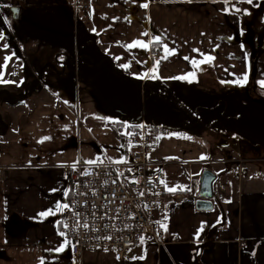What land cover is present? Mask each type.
<instances>
[{
	"label": "crops",
	"instance_id": "obj_1",
	"mask_svg": "<svg viewBox=\"0 0 264 264\" xmlns=\"http://www.w3.org/2000/svg\"><path fill=\"white\" fill-rule=\"evenodd\" d=\"M0 1V79L11 81L0 83V264H71V245L52 251L64 239L61 213L40 215L66 203L62 165L129 160L124 136L147 125L169 129L158 132L153 169L191 190L165 204L163 243L144 238L121 260L86 251L82 264H264V0H240L234 14L223 0H88V11L70 0ZM12 6L18 19L28 9L24 28L11 23ZM136 40L149 48L126 47ZM164 44L175 54L163 58ZM205 169L215 175L211 207L198 209Z\"/></svg>",
	"mask_w": 264,
	"mask_h": 264
},
{
	"label": "built area",
	"instance_id": "obj_2",
	"mask_svg": "<svg viewBox=\"0 0 264 264\" xmlns=\"http://www.w3.org/2000/svg\"><path fill=\"white\" fill-rule=\"evenodd\" d=\"M70 4L76 11L90 8L88 0H70ZM162 53L156 49L154 56ZM124 141L135 148L132 158L124 159L127 163L99 160L96 164L61 167L69 177V207L62 210L59 224L60 231L71 241V264H82L86 251L98 250L111 251L116 260H121L141 237L163 243L159 234L165 204L180 201L181 193L167 191L159 183L165 178L163 171L153 169L151 157L158 144V133L141 126L127 133ZM3 173L0 165V182L4 180ZM218 191L222 197V184ZM65 223L67 228L63 227ZM171 241H177V236Z\"/></svg>",
	"mask_w": 264,
	"mask_h": 264
},
{
	"label": "snow or ice",
	"instance_id": "obj_3",
	"mask_svg": "<svg viewBox=\"0 0 264 264\" xmlns=\"http://www.w3.org/2000/svg\"><path fill=\"white\" fill-rule=\"evenodd\" d=\"M188 2H191V0H188ZM214 2H215V0H214ZM223 2L226 4L227 7H226L224 10H222V11H225L227 14H234V13H240V12H242V10H241L240 8L235 7V4H236L237 2H240V0H223ZM245 2L251 4V3L253 2V0H245ZM142 6H143L144 8H147V7H148V4L145 3V4H143ZM243 34H244V33H243V29H241L240 35L243 36ZM143 35L146 36V35H148V33H144ZM4 38H5L4 35H3L2 33H0V40H3ZM230 39H231V38H230ZM154 41H155L156 43H159V42L161 41V37H159V36L154 37ZM126 47H128L129 49L136 48V47H140V48H143V49H148V48H149V44H148V43H145V42H143V41H141V40H136V41H134L133 43L126 45ZM163 50H164V53H165V55H164L163 58H167V56L172 55V54H175V53H174V50L169 49L168 46H167V44H164V45H163ZM193 51H195V52H199L198 49H194ZM200 55L203 56L204 54H203V53H200ZM11 58H12V57L9 56V57H6L5 59H6V60H11ZM184 59L187 60V59H189V57H184ZM213 59H214V57H212V56H206V57L204 58V60H202V61H197L196 59H192V60H191V63H192L194 66L199 67V65H200L201 63H204V62H210V61L213 60ZM156 63H157V65H158V64H159V61H157ZM6 66H7V65H4V67H6ZM123 67L127 68L128 65L125 64V65H123ZM153 71H155V69H153ZM145 75H147V74H145ZM175 79H181V80L195 79V73H194V72H192V73H188V74L185 75V76L175 77ZM246 81H247V74H244L243 76L237 78L236 83H240V84H242L243 82H246ZM8 82H11V81H4V80L0 79V83H8ZM21 83H22V82H21ZM262 86H264V84H262ZM43 139H44V140H47V139H50V138H49V137H44ZM41 142H43V141H41ZM206 158H207V157H205V156H203V155L200 157V159H206ZM166 159H172V157H168V158H166ZM102 162H103L102 160L99 161V163H102ZM114 162H116V163H127V161L124 160L123 158H121L120 160L114 161ZM87 163H88V164H96V163H98V161H97V160H89V161H87ZM73 167H75V165H73ZM128 171L131 172V169H128ZM114 182H115V181H114ZM134 182H138V181H134ZM159 183L163 184L164 187H165L169 192H175V191H177V188H181L182 190H186V191H190V190H191L190 188H186V187L179 186V185L176 186V187H168L167 181L164 180V179H161V180L159 181ZM53 191H56V189H53ZM65 195H67V193H66ZM141 195H143V193H141ZM229 202H230V201H229ZM68 207H69V205H68L67 203L57 202V204L54 206V209H48V210H46L45 212L40 213V215H41V216H45V217H46V216H49V215H57L58 213H61L62 210L67 209ZM160 223H161V227H162L165 231H167V224L164 223V222H160ZM58 227H59V225H58ZM63 227H64V228H67L68 225L65 223V224H63ZM84 227H87V225L85 224ZM203 230H204V229H203V225L201 226L200 229L197 230V235H196V239H197V240H199V233H200V232H203ZM58 235L61 236V237H64V239H63V241H62V243H61L60 246L56 247L55 249H52V251H54V252H56V253H60V252L64 251V249H65L66 247H68V246L71 245V241H69V240L66 238V233H65V232H63V231H59V232H58ZM106 239H111V237H106ZM143 242H144V237H141V243H143ZM106 250H107V249H106ZM253 255H255V253H253ZM143 258H144V257H140V259H143ZM41 264H45V262H44L43 259L41 260Z\"/></svg>",
	"mask_w": 264,
	"mask_h": 264
},
{
	"label": "water",
	"instance_id": "obj_4",
	"mask_svg": "<svg viewBox=\"0 0 264 264\" xmlns=\"http://www.w3.org/2000/svg\"><path fill=\"white\" fill-rule=\"evenodd\" d=\"M10 12L12 18L18 19L19 7L12 6ZM214 180V173H212L208 169H205L202 173V177L199 184L200 199L196 201V206L198 209H209L211 207V202L209 199L212 197V183Z\"/></svg>",
	"mask_w": 264,
	"mask_h": 264
},
{
	"label": "rangeland",
	"instance_id": "obj_5",
	"mask_svg": "<svg viewBox=\"0 0 264 264\" xmlns=\"http://www.w3.org/2000/svg\"><path fill=\"white\" fill-rule=\"evenodd\" d=\"M19 1H21V2H27L28 3V0H19ZM0 3L3 5L2 7H6V5L8 4L7 2H2V1H0ZM38 10H40V8H37ZM44 9H46V7L45 8H43V9H41V10H44ZM22 12H21V17L19 18V19H17V20H13L12 19V16L10 15V21H11V23L15 26V27H17L18 29L19 28H24V26L26 25V19H27V12H28V9L27 8H25L24 6L22 7V10H21ZM70 28H71V30H75L74 29V27H73V23H72V21L70 22ZM72 37H73V35H72ZM76 37V36H75ZM20 40V39H19ZM20 42L22 43V41L20 40ZM78 50H76V52H77ZM72 52H74L73 50H67L66 51V53L67 54H71ZM69 57H72V59H71V64H72V66H74V53H73V55H70ZM67 72H71L72 73V71H73V67H67ZM140 91L138 90V93H139ZM162 97H164V99H166V97H167V93H164V95H162ZM168 99V98H167ZM246 101H247V99H245ZM244 107L246 108V110H247V108L249 107L248 106V104L246 103V104H244ZM247 113V112H246ZM192 119V118H191ZM209 123V122H208ZM248 123H249V118L247 117V116H243L242 117V120H241V124H242V126H244L245 128H248ZM205 124H207V121L206 120H204L203 121V125H205ZM209 124H211V123H209ZM208 124V125H209ZM209 126H211V125H209ZM161 218H162V216H161Z\"/></svg>",
	"mask_w": 264,
	"mask_h": 264
},
{
	"label": "trees",
	"instance_id": "obj_6",
	"mask_svg": "<svg viewBox=\"0 0 264 264\" xmlns=\"http://www.w3.org/2000/svg\"><path fill=\"white\" fill-rule=\"evenodd\" d=\"M137 128L138 127L133 126V127H129L128 130H131L132 131V130H135ZM146 128L148 130L153 131V132H156V133H158V132H161V133L169 132V129H165L164 127H160L158 125H147ZM114 129H115L116 132H119V130L117 128L114 127ZM119 134L121 135V133H119Z\"/></svg>",
	"mask_w": 264,
	"mask_h": 264
}]
</instances>
